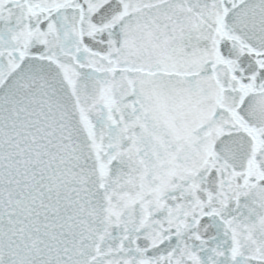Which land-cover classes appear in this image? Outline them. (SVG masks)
<instances>
[{
    "label": "snow or ice",
    "instance_id": "obj_1",
    "mask_svg": "<svg viewBox=\"0 0 264 264\" xmlns=\"http://www.w3.org/2000/svg\"><path fill=\"white\" fill-rule=\"evenodd\" d=\"M0 264H264V0H0Z\"/></svg>",
    "mask_w": 264,
    "mask_h": 264
}]
</instances>
